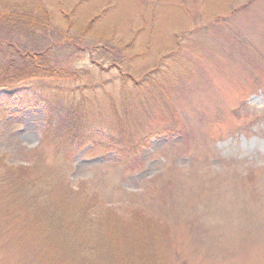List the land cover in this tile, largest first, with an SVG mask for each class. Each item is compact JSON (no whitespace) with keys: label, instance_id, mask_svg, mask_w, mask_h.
I'll use <instances>...</instances> for the list:
<instances>
[{"label":"rangeland","instance_id":"rangeland-1","mask_svg":"<svg viewBox=\"0 0 264 264\" xmlns=\"http://www.w3.org/2000/svg\"><path fill=\"white\" fill-rule=\"evenodd\" d=\"M9 12L52 18L28 47L60 74L0 94V264H264V0ZM48 103L90 104L110 144L52 137Z\"/></svg>","mask_w":264,"mask_h":264},{"label":"trees","instance_id":"trees-1","mask_svg":"<svg viewBox=\"0 0 264 264\" xmlns=\"http://www.w3.org/2000/svg\"><path fill=\"white\" fill-rule=\"evenodd\" d=\"M13 9L16 10V8ZM28 16L31 15L9 12L2 15L0 18V23L10 29L6 31L4 40L0 42V94H7L8 91L16 89L18 85L23 82L46 77L53 79L60 74V69L56 70L54 65L52 67L48 63V61L54 57V48L44 50V42L40 40L41 42L35 41L36 43L34 44V39H31L32 46L41 43V49L37 47V50L34 51L32 46L28 47L29 38H33L39 31L45 33L48 28L52 27V18L48 16L49 18L44 21V24L36 20L35 16L34 18H29ZM21 29L27 31L24 44L21 43L23 40L18 38V36L24 34L21 33L23 32ZM77 36H79V32ZM95 48L96 50L99 49L97 46ZM38 50L44 51L40 52ZM89 51L91 63L99 65L92 51ZM99 51L100 55L104 58L113 60L110 63L117 62L118 58L115 57L117 55L111 56L110 53L108 55L106 48L99 49ZM83 99L85 98L83 97ZM61 112L63 113L61 114ZM47 114L49 117L46 119ZM94 119L93 107L90 104L83 105L80 110L79 105L69 104L63 107L60 103H48L45 108L44 122L46 130L52 137L72 143L77 142L79 138L91 139L94 142L104 143L108 146L112 139L110 128L108 125L102 124L97 126ZM133 147H136V145L129 144V149ZM124 150V146H122L123 153ZM117 153H119L121 157L120 152ZM34 207L40 209L37 204ZM38 216L39 213L33 215V220H37ZM92 218H96V216L93 214ZM113 245L114 244H112V246ZM139 246L142 247L143 245Z\"/></svg>","mask_w":264,"mask_h":264}]
</instances>
